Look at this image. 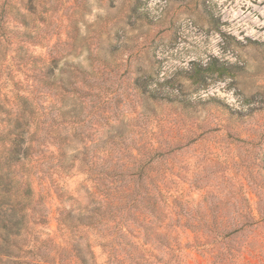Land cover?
I'll return each instance as SVG.
<instances>
[{"label":"trees","instance_id":"16d2710c","mask_svg":"<svg viewBox=\"0 0 264 264\" xmlns=\"http://www.w3.org/2000/svg\"><path fill=\"white\" fill-rule=\"evenodd\" d=\"M49 4L50 0H0V79L15 67L14 94L0 93V264H98L91 241L82 239L85 231L92 232L110 262L150 264L136 254L147 252L148 245L175 251L180 228L203 238L209 234L229 238L263 222L243 187L241 207L249 218L185 217L193 210L212 208H201L200 202L194 207L193 201L174 196L173 176L179 173L158 165L196 137L186 143L175 137L161 141L154 137L156 128L145 125L139 132L151 138H131L123 110L109 105L111 61L107 53L91 49L75 18L80 41L71 50L86 45L89 67L63 60L52 49L36 52V47H45L50 34ZM10 31L17 43L14 55H9ZM134 84L145 102L174 100L141 77ZM73 141L81 145L70 154L66 147ZM77 165L86 177L75 194L66 188L64 178ZM52 192L61 201L56 208L59 239L48 231ZM256 193L261 214V191ZM208 244L204 239L197 243L202 252Z\"/></svg>","mask_w":264,"mask_h":264},{"label":"rangeland","instance_id":"374dc122","mask_svg":"<svg viewBox=\"0 0 264 264\" xmlns=\"http://www.w3.org/2000/svg\"><path fill=\"white\" fill-rule=\"evenodd\" d=\"M49 5L50 34L36 52L52 49L63 60L89 67L86 45L71 50L80 41L78 28L91 49L107 53L109 105L123 110L131 138H151L139 132L145 125L155 127L154 137L161 141L175 137L186 143L196 137L158 165L179 173L173 176L174 196L193 201L194 207L200 202L201 208H212L185 217L247 218L249 212L241 207L243 187L254 214L264 219L256 209V191L264 204V0H50ZM7 35L9 55H14L15 32ZM14 68L0 79V93L14 94ZM138 77L174 100L145 102L134 84ZM80 145L73 141L66 150L75 153ZM85 177L77 165L64 178L66 188L78 194ZM60 202L52 192L48 231L57 239ZM178 233L175 251L148 245L147 252L136 256L142 254L150 264H264V221L229 238H203L186 228ZM81 235L91 241L98 264H114L91 231ZM202 239L209 243L205 252L197 245Z\"/></svg>","mask_w":264,"mask_h":264}]
</instances>
